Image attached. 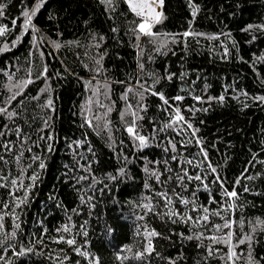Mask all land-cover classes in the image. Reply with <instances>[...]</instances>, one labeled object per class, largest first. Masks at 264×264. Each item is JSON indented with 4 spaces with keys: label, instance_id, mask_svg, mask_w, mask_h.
Wrapping results in <instances>:
<instances>
[{
    "label": "trees",
    "instance_id": "1",
    "mask_svg": "<svg viewBox=\"0 0 264 264\" xmlns=\"http://www.w3.org/2000/svg\"><path fill=\"white\" fill-rule=\"evenodd\" d=\"M36 3L37 0H0V4H7L0 27L6 25L9 29L0 37V47L7 44L11 49L0 54V99L7 97L10 83L4 71L14 73L15 82L27 79L31 70L35 81L18 97L24 100L21 107L16 108L17 102H12V108L20 112L14 122L0 117V130L6 133L0 141L14 143L12 152L0 149L8 161L0 162V175L10 180L20 175L21 167L26 170L20 176L24 188L0 181L8 185L0 187V264H89V259L77 255L66 243H58L61 236L74 238L76 246L98 258L100 264H121L118 254L128 257L123 264H224L220 258L228 250L224 245H215L220 253L210 257L205 247L211 245L209 240H187L180 235L186 237L199 231L212 235V230L172 223L167 216L157 214L167 209L156 193L168 190L172 195L173 188L190 200L195 192L197 207H218L209 205V192L198 188L199 182H186L185 189L173 179L162 187L145 172V168L156 169L164 173L161 180H165L180 172L181 164L190 174L198 171L183 163L202 158L197 155L198 147L181 148L179 142L185 137L172 129L153 132L154 127L160 129L169 122L174 107H179L185 118L199 128L197 135L217 166L224 187L239 194L233 243L245 234L252 235V256L264 264V164L259 163L264 161V103L253 99L264 96V60L260 59L264 57V31L258 27L264 25V0H191L199 9L195 17L189 0H164L161 10L165 18L152 29L157 33L154 42L143 36L139 42L135 40L132 29L141 18L131 12L125 0H113L112 8L100 0H47L33 18L36 30L29 29L25 34L22 12ZM248 25L257 27L242 31ZM113 28L117 31L113 32ZM186 31L201 35L185 38ZM212 36L219 39H210ZM13 41H17L15 47ZM57 43L61 45L58 49ZM162 44L166 47L158 52ZM138 62L144 64L143 73ZM45 67L47 78L36 79ZM169 73L176 74L171 81L162 78ZM154 77L162 78L155 90L162 91L173 108L165 111L168 106L158 97L145 94L141 103L147 111L139 113L144 119L138 121V130L149 137L155 135V139L150 140V147L140 150L125 131V121L130 123L131 115L121 119L127 105L136 109L139 97L134 93H128L127 101L121 97L127 87L138 88L137 80L146 81L147 86ZM41 89L47 91L41 94ZM177 95L185 99L173 100ZM220 95L225 97L223 103L208 101ZM36 96L38 100L32 99ZM193 96H201L205 102L198 103ZM48 99L53 101L55 111L42 107ZM191 106L208 111L193 113L187 110ZM109 107L112 110L104 118ZM86 116L102 118L93 119V127H88L84 123ZM45 120L50 127L45 126ZM16 126L29 137L23 147L11 131ZM49 135L50 141L39 139ZM172 139L177 142L178 152L166 153L164 148ZM49 144L52 151L48 150ZM21 151L23 159L17 165L14 157ZM174 154L179 155L180 163L171 160ZM32 155L39 156L46 167L39 168L40 161H32ZM165 161L172 172L165 171ZM122 167L124 176L109 178V174L118 175ZM33 174L38 176L34 185L28 179ZM249 176L254 179L245 178ZM212 180L213 176L208 175L211 195L222 201L223 190L219 184L210 183ZM146 183L150 187L146 188ZM29 185L33 186L28 188ZM25 189L27 202L17 207V198L24 197ZM149 200L154 205L153 212L139 206ZM174 204L186 210L175 199ZM211 219L213 223H223L218 217ZM65 225L71 229L69 233L63 232ZM145 226L161 235L153 238L155 251L150 256L136 259L134 254L146 245ZM236 252L241 256L237 264H246L249 245H239Z\"/></svg>",
    "mask_w": 264,
    "mask_h": 264
},
{
    "label": "snow or ice",
    "instance_id": "2",
    "mask_svg": "<svg viewBox=\"0 0 264 264\" xmlns=\"http://www.w3.org/2000/svg\"><path fill=\"white\" fill-rule=\"evenodd\" d=\"M47 2V0H37V3L28 10H25L22 12L23 17V31L25 34L31 29L32 31H35L32 21L33 18L37 15L39 10L43 7V5ZM102 4H105L107 7L112 8L113 6V0H100ZM125 2L128 4L129 9L131 12H133L137 17H140V22L136 24L135 28L132 29V32L135 36V40L137 42L140 41L141 37H149L152 38L153 42L155 41L157 37V33L153 32V27L155 24L161 23L163 19L165 18L163 16V12L157 11V8L162 9L164 0H125ZM189 6L193 9L192 15L195 17V15L198 12V7L191 3V0H189ZM7 8V4H0V17H3L5 15V9ZM114 10V9H113ZM12 24L15 26L16 19L12 20ZM253 27V25H248L245 29H242V31H250ZM260 30L264 31V25L258 26ZM9 29L7 26L0 27V37L5 36ZM113 32H116L117 30L115 28L112 29ZM195 35H201L198 33H193L191 31H186L183 33V36L186 38L188 36H195ZM101 40H103V37H100ZM210 39H219L218 36H212ZM19 40V37L17 38ZM173 42H175V38H173ZM17 41L12 42V47L16 46ZM55 47L58 49L61 47L59 43L55 44ZM137 47L139 48V43H137ZM164 47H166V44H162L157 48V51L160 52ZM11 49L7 44H5L3 47H0V54H3L7 51H10ZM143 50L141 49V52ZM228 55V49L227 47L224 48V56L227 57ZM260 59L264 60V57H261ZM97 64L100 63L99 60L96 61ZM138 67L141 71V73L144 72V64L138 62ZM2 71V70H0ZM97 72H99V69H97ZM4 75L8 77V80L10 81L9 85L7 86L8 95L5 98L0 99V117L6 118L9 121L15 120L16 117L20 115V112L16 110V108L21 107L24 104V100H18V97L22 96L24 94V90L28 87V85L33 84L35 81L32 78V72L31 70L28 71V78L20 81L13 82V76L14 73H8L7 71L3 72ZM175 73H169L165 77H162L163 79H167L168 81H171L173 77L175 76ZM184 74H181V78H183ZM41 77L47 78V67L43 69L42 72H40L36 79H40ZM161 77H154L153 83L151 85H146L145 82H141L140 80H137L138 88L133 87H127L125 94L121 97L123 100H128V93H134L136 96L139 97V101L137 103L136 109H133V106L131 104L127 105V108L124 112L121 113V119H124L125 116L131 115L132 120L130 123L125 121L127 124L125 131L129 134V136L132 138L135 147L137 149L143 150L147 147H150V140L155 139V135L152 137H149L147 135L141 134V132L138 130L140 127L138 125V121L143 120L144 117L141 116L140 112H146L147 106L141 103L145 99V94H149L151 96H156L158 99L163 103V105L168 106L164 110L167 111L168 108H173V105L170 104L169 99L165 97L164 93L162 91L157 92L155 90V84H158L160 82ZM194 83V82H193ZM207 87V86H206ZM227 90V89H226ZM41 94L47 89H41ZM245 96H247V93H243ZM238 98V97H237ZM34 100H38L39 96L32 97ZM175 101H183L185 99L184 96L177 95L172 98ZM192 99L197 101L198 103H204L205 101L201 96H193ZM218 100L219 102L223 103L225 100L224 95H220L219 97H209L208 101L211 100ZM254 100H257L261 103H264V96L254 97ZM16 101V108H12V102ZM42 107H46L51 109L52 111H55L53 107V101L51 99H48L46 104L42 105ZM247 107V105H245ZM11 109V110H10ZM111 108L109 107L105 114L104 118H106L107 113L111 112ZM190 112H196V111H204L207 112V108L199 109L195 106H191L187 109ZM102 117L95 116L93 118H88L86 116L84 123L88 127H93V119L100 120ZM50 119V117H49ZM108 121L106 120L104 127H108ZM44 124L46 127H50L48 120L44 121ZM83 126V125H82ZM4 128H7L8 125L5 124L3 126ZM168 129H172L174 131H177V135H181L185 137L182 139L179 144L181 148H187L190 145H194L199 148V152L197 155L199 157H202L199 160H196V158L192 159H186L183 161V163H186L187 165L191 166L193 169L198 170L195 174H190L189 170L187 168H184L181 164L180 172L176 173L175 176H167L165 180H161V176L164 175L162 172H158L156 169H148L145 168V172L148 174L149 179L154 178L155 181L160 184L162 187L167 185L168 181L175 179L177 182V186L182 188H187V183L192 182H199L198 188L202 187L204 191L209 192V205L211 204H217L218 207L216 209H212L209 206L200 205L199 207L196 206L195 202V192L193 193V199H187L184 198L180 193H177L175 191V188H173L172 195H169L168 190H163L160 192H157L156 195L163 201V207L167 209V211L163 213H157L158 215L167 216L169 220H171L172 223L181 222L184 224H190L194 228L204 229V230H212L214 234L212 235H205V231H199V232H193L192 235L184 236L183 233H181V237L187 240H198L203 241L204 239H207L211 242L210 246H205L207 250L208 256H216L220 253V249L215 248L214 246L217 244L224 245L228 250L227 252L223 253V255L220 257L224 264H237V261L241 259L240 254L236 252V248L239 245L247 243L249 245V252H248V259L246 261V264H259V262L255 259V257L252 256L251 252V245L253 236L249 234L243 235L241 238H239L235 243H233V237L235 235L233 228L234 225L237 224V221L234 218V212L237 209L238 205L235 203L236 200L239 199V194L234 189L232 191H228L227 188L224 187V181L221 179L218 171L217 166H214L208 156V152L203 146V140L202 138L198 137L197 133L199 132V128L194 127L193 123H191L188 119L185 118V116L181 113V109L179 107H174V115L170 117L169 122L164 124V126L160 129L153 128V132H164ZM13 131V134L16 135L18 140L21 142V147H23L24 141L26 139H29L24 133L23 129L19 126H16ZM43 131V129H41ZM190 135H185V134ZM6 133L3 130H0V137L5 136ZM39 139L41 140H52V136L49 135L47 137L40 136ZM14 148V143L12 141H0V149H2L4 152H12ZM28 152H31V148L25 149ZM48 150L52 151L51 144L48 145ZM91 151V149H89ZM164 151L177 153V142H174V139L168 141V146L164 148ZM24 152L21 151L17 155H15L14 159L17 165H21V161L23 159ZM182 155V153H180ZM32 161H40L39 162V168L44 169L46 167L43 160L37 156L32 155L30 157ZM127 158L125 157V160ZM255 159V156L253 157ZM171 160L176 161L180 163L179 155L174 154L171 157ZM0 162H3L4 164H7L8 161L5 159V156L3 154H0ZM156 163H159L158 161ZM259 163L264 164V161H259ZM165 171L166 172H172L173 169L168 165V161H165ZM28 167H31V164L28 165ZM3 170L0 169V172ZM26 170L21 167L20 168V175H18L16 178H12L9 180L7 175H0V181H7L8 185H10L13 188H24L23 180L20 179V176L24 174ZM247 171V169H245ZM125 175V169L122 167L118 171V175L112 176L109 174V178L112 180H116L119 177H122ZM208 175L213 176V180L210 183L213 184H219L221 189L223 190L221 195L223 196L222 201H217L215 197L211 195V190L209 188V182H208ZM246 179H254V177H245ZM30 181L34 182L38 179V176L33 174L30 177H28ZM80 179H86V177H81ZM187 182V183H186ZM237 185L240 183V180L237 179L235 182ZM4 183H0V187L8 186ZM33 185H29L28 188H30ZM145 187H150L147 183L145 184ZM245 191H248V188L245 187ZM10 195H13V193H10ZM174 199L179 204H182L185 211H181L175 207ZM27 202V189H25V195L23 198H17V204L16 206L19 207L22 204H25ZM189 205H192L191 208H189ZM140 207H143L147 210V212H153L154 211V205L150 202L144 203L142 205H139ZM4 208H8L7 204L3 205ZM196 212L198 215L193 216L190 213ZM5 215H8V213H5ZM212 217H218L220 220L223 221V223H213ZM13 218L16 219L15 215L13 214ZM144 217L141 216L139 219H143ZM3 217L0 216V220H2ZM239 226H243V221H239ZM15 227L18 229L19 224H16ZM0 228H3V224L0 223ZM227 229V231H224ZM255 228H253V233L255 232ZM71 229L65 225L63 228V232L69 233ZM111 231V229H110ZM85 236H87V232L83 233ZM139 234V233H138ZM11 235L14 237L16 235L15 231L11 233ZM161 234L155 231L154 229L148 230L147 226H145L144 230V236L146 239V245L143 249V251H138L134 254V258L136 259H144L145 256H150L154 251L153 246V238L160 236ZM66 243L69 247L73 249V251L82 257H85L86 259H89V264H100L99 259L95 257H91L90 253L86 250H82L81 247L76 246V240L74 238H68L65 239L63 236L59 238L57 241ZM31 249H27V251H30ZM128 252H131V248L126 249ZM20 255H23L24 253H19ZM117 260L121 261V264H123V261L128 259L127 256L117 255ZM59 259V258H58ZM65 259H68V257H65ZM261 259H264V257H261ZM79 264V262H77ZM170 264H175V261H170Z\"/></svg>",
    "mask_w": 264,
    "mask_h": 264
},
{
    "label": "rangeland",
    "instance_id": "3",
    "mask_svg": "<svg viewBox=\"0 0 264 264\" xmlns=\"http://www.w3.org/2000/svg\"><path fill=\"white\" fill-rule=\"evenodd\" d=\"M157 11H161V9L160 8H157Z\"/></svg>",
    "mask_w": 264,
    "mask_h": 264
}]
</instances>
